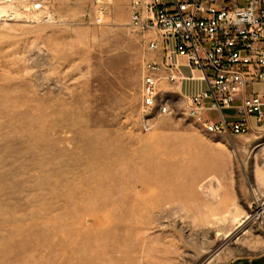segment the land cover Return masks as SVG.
Masks as SVG:
<instances>
[{
  "label": "rangeland",
  "instance_id": "1",
  "mask_svg": "<svg viewBox=\"0 0 264 264\" xmlns=\"http://www.w3.org/2000/svg\"><path fill=\"white\" fill-rule=\"evenodd\" d=\"M133 1L0 0V264H225L264 251V135L204 132L165 83L175 112L143 108L158 32L131 24Z\"/></svg>",
  "mask_w": 264,
  "mask_h": 264
},
{
  "label": "built area",
  "instance_id": "2",
  "mask_svg": "<svg viewBox=\"0 0 264 264\" xmlns=\"http://www.w3.org/2000/svg\"><path fill=\"white\" fill-rule=\"evenodd\" d=\"M131 24L158 32L148 41L154 56L144 63L145 110L172 114L170 89L161 84L195 81L199 87L183 96L185 113L204 132L264 135V0H134ZM254 84L263 88L249 92Z\"/></svg>",
  "mask_w": 264,
  "mask_h": 264
},
{
  "label": "crops",
  "instance_id": "3",
  "mask_svg": "<svg viewBox=\"0 0 264 264\" xmlns=\"http://www.w3.org/2000/svg\"><path fill=\"white\" fill-rule=\"evenodd\" d=\"M180 61H184V58L179 57ZM186 67V66H184ZM188 68V67H187ZM175 88L177 91H180V94L182 96L189 95L192 93L191 91H185V81H182L176 85L170 86V89ZM225 264H264V251L253 254V255H242V256H236L231 259H229Z\"/></svg>",
  "mask_w": 264,
  "mask_h": 264
},
{
  "label": "bare ground",
  "instance_id": "4",
  "mask_svg": "<svg viewBox=\"0 0 264 264\" xmlns=\"http://www.w3.org/2000/svg\"><path fill=\"white\" fill-rule=\"evenodd\" d=\"M263 170H264V166H263ZM217 182H219V180H217ZM263 210L264 209L260 210L259 212L261 213ZM243 218L244 219L239 220L237 226H235L234 228H232L230 230H226L224 232L223 236L227 241L231 240L232 242H237L236 238L234 239V236H236V234H238L240 231H242L248 225L247 220L250 218V215L247 213L246 215L243 216Z\"/></svg>",
  "mask_w": 264,
  "mask_h": 264
}]
</instances>
